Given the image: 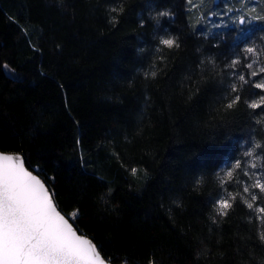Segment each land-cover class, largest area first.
<instances>
[{
  "label": "trees",
  "instance_id": "1",
  "mask_svg": "<svg viewBox=\"0 0 264 264\" xmlns=\"http://www.w3.org/2000/svg\"><path fill=\"white\" fill-rule=\"evenodd\" d=\"M220 1L0 0V151L22 154L64 214L79 209L76 228L114 264H264V193L250 189L252 209L241 199L264 161L219 179L264 144L244 103L261 90L238 80L264 66L247 69L245 51L264 52V20L213 28L215 10L241 6ZM255 3L248 18L264 15ZM169 35L179 47L159 45Z\"/></svg>",
  "mask_w": 264,
  "mask_h": 264
},
{
  "label": "snow or ice",
  "instance_id": "2",
  "mask_svg": "<svg viewBox=\"0 0 264 264\" xmlns=\"http://www.w3.org/2000/svg\"><path fill=\"white\" fill-rule=\"evenodd\" d=\"M187 3L198 7L194 0H187ZM242 3L248 6L250 0H242ZM116 10L115 7L111 9L112 12ZM255 11V6H252L249 14ZM157 15L165 17L171 14L161 11ZM251 19L264 20V15H252ZM238 22L244 24L245 17L240 16ZM159 45L169 49L180 46L177 39L170 35L167 38L161 36ZM157 51L162 49L158 48ZM245 51L257 58L246 64L247 69H253V65L259 62V57L264 55V52H258L254 47H249ZM238 63L239 60L233 61L231 67H235ZM3 67L9 70L7 65ZM261 74H264V66L250 71L247 78L244 74L238 75V80L243 84L261 90L258 99L244 101L248 108L259 110L252 114L257 124H264V76ZM145 75L155 76L156 73L148 71ZM254 77L260 79L253 80ZM230 91L237 94L231 97L227 104L228 108L241 102L239 89L235 83L230 85ZM252 94L256 95V93ZM257 149L260 150L259 153ZM243 155L252 159L246 161L243 166L240 160L229 164L223 176L219 177L222 186L230 181L240 183V180L234 177V172L237 170H240L244 176H249L246 169L257 168V160L264 161V144L253 141ZM259 167L264 168V163ZM132 171L135 173L136 169ZM250 189H259L264 193V182L257 177L254 183L242 188L243 193H248L252 201L249 202L248 199L241 197L242 202L252 209L257 196L252 194ZM223 191L227 192V189ZM236 199V195L228 193L227 197L217 200L218 215H227V210L232 207V202ZM256 211L264 213V207H259ZM78 215L79 209L62 214L54 201V191L25 167L22 156L0 152V264H112L111 257L105 259L92 239L83 233L78 234V229L74 227ZM259 219L264 223V216H260ZM260 239L264 241V232L260 234ZM148 264H155V261L149 260Z\"/></svg>",
  "mask_w": 264,
  "mask_h": 264
},
{
  "label": "rangeland",
  "instance_id": "3",
  "mask_svg": "<svg viewBox=\"0 0 264 264\" xmlns=\"http://www.w3.org/2000/svg\"><path fill=\"white\" fill-rule=\"evenodd\" d=\"M197 1L199 3H203L204 4V0H197ZM227 1H229V0H227ZM220 2H221L220 0H214V4H219ZM240 2H241V6H239V7H230L228 9V12L225 15H223V14L222 15H220V14L218 15L217 11L215 10L214 13L211 14V16H210L211 17V21H213L212 22L213 28H218V27L222 26L223 24H225L226 20H223L222 18L225 19L227 16H230V18L233 19V21H237V22H238L240 16H244L245 17V21L247 23H251L252 22L251 21V17L248 18L249 9L248 8L247 9L244 8L245 5L242 3V0H240ZM255 2H258V0H250V3H252V4H249V5L251 7L253 6V4H254V6H256ZM224 3H226V2H224ZM220 8H221V6L218 7V9H220ZM216 18H218V19L215 20Z\"/></svg>",
  "mask_w": 264,
  "mask_h": 264
},
{
  "label": "water",
  "instance_id": "4",
  "mask_svg": "<svg viewBox=\"0 0 264 264\" xmlns=\"http://www.w3.org/2000/svg\"><path fill=\"white\" fill-rule=\"evenodd\" d=\"M0 152H2V153H5V154H16V155H20V156H22L23 158H24V160H25V167L26 168H28V166H27V163H26V159H25V157L22 155V154H19V153H9V152H3V151H0ZM28 170L29 171H32L33 172V174L34 175H37L42 181H44L40 176H39V174H37L35 171H33V170H31V169H29L28 168ZM45 182V181H44ZM45 184H46V186L50 189V187L48 186V184L45 182ZM51 190V189H50ZM54 201H55V198H54ZM56 202V201H55ZM58 209H59V207H58ZM60 210V209H59ZM62 214H64L63 212H62ZM72 221H70V223H71ZM74 227H76L75 226V224H74ZM79 233H82V232H80L79 230H78V234ZM84 234V233H83ZM85 235V234H84ZM86 237H88L87 235H85ZM88 238H90V237H88ZM91 239V238H90ZM94 242V241H93ZM95 243V242H94ZM99 249V248H98ZM103 256V255H102ZM112 264H114V263H112Z\"/></svg>",
  "mask_w": 264,
  "mask_h": 264
}]
</instances>
